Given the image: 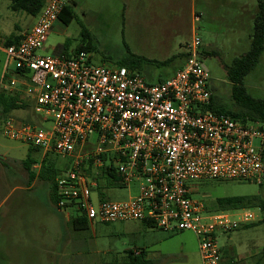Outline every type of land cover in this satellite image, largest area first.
<instances>
[{"label": "built area", "instance_id": "2783aa9c", "mask_svg": "<svg viewBox=\"0 0 264 264\" xmlns=\"http://www.w3.org/2000/svg\"><path fill=\"white\" fill-rule=\"evenodd\" d=\"M69 3L47 0L19 45L0 43L4 89L20 93L36 116L33 122L8 116L3 135L69 161L56 179L60 212L76 209L90 223L140 221L168 231H192L200 240L202 264H220L217 235L253 223L257 216L249 210L238 216L209 211L192 198L197 191L193 183L261 184L264 126L210 109L211 76L195 32L184 50V65L158 83L123 66L94 65L86 51L70 57L42 55ZM93 136L96 142L90 141ZM104 178L127 188L136 185L138 194L94 203V193L102 197L99 182Z\"/></svg>", "mask_w": 264, "mask_h": 264}, {"label": "rangeland", "instance_id": "374dc122", "mask_svg": "<svg viewBox=\"0 0 264 264\" xmlns=\"http://www.w3.org/2000/svg\"><path fill=\"white\" fill-rule=\"evenodd\" d=\"M69 4L73 21L69 25L61 21L54 24L46 43L49 50H42V55L73 56L89 46L86 52L94 65H118L130 54L148 61H165L184 51L195 32L209 53L204 62L211 87L225 109L234 108L225 66L250 50L257 0H70ZM36 20L12 11L9 0H0V43L4 45L12 33L29 32ZM3 62L0 53V78ZM183 65L184 60L162 67L145 62L141 74L158 83L171 78ZM244 86L253 97L264 99V54ZM22 100L26 102L24 97ZM10 115L26 122L36 117L32 107ZM1 127L2 120L0 264H202L200 240L192 231H168L140 221L77 224L82 213L72 208L58 211L50 183L38 177L32 182L24 165L28 158L36 161L33 171L38 175L45 158L55 161L62 172L69 161L55 153L44 156L42 151L11 140L3 135ZM90 141L96 142V137ZM37 165L40 168L35 169ZM193 184L197 191L192 198L211 212H220L217 201L227 197L260 196L264 202V181L210 180ZM100 193L101 198L92 195L94 203L125 201L136 196L138 189L136 185L127 188L114 184ZM244 210L254 212L257 220L231 234H218L221 255L228 244L238 243L247 251L255 249L254 241L264 245V207L259 202ZM231 212L238 216L242 210ZM142 251L145 255L137 258L136 252ZM244 264H264V254Z\"/></svg>", "mask_w": 264, "mask_h": 264}, {"label": "trees", "instance_id": "16d2710c", "mask_svg": "<svg viewBox=\"0 0 264 264\" xmlns=\"http://www.w3.org/2000/svg\"><path fill=\"white\" fill-rule=\"evenodd\" d=\"M10 9L14 12H23L27 15L38 17L42 12L43 8L46 5L47 0H9ZM258 12L254 20V29L251 36L250 50L247 51L242 56L235 58L230 66H225L228 80L232 84V100L234 103V108L225 109L221 105V102L215 94V89L212 87V98L210 109L217 113L229 114L237 119L243 121H252L260 123L264 126V99H257L253 97L244 86V81L247 76L255 70L257 65L260 63L261 58L264 54V0H257ZM74 19V12L71 5H67L62 13L59 16V21L69 25ZM23 40V35H17L12 33L4 41V46L9 47L12 45H19ZM89 46L81 48L77 53L81 51H88ZM76 53V54H77ZM205 56L209 55L208 52H204ZM65 55V54H64ZM75 55V54H74ZM68 56V55H67ZM211 56H213L211 54ZM70 57V56H68ZM187 54L182 51L178 55H174L171 58L165 61H148L144 58L130 54L127 60H124L118 66H123L129 68L133 71H137L141 74L142 65L145 62H152L158 67L167 66L177 60L185 62ZM148 82L153 83L146 79ZM166 80H160L163 82ZM23 97L18 92H10L6 89L0 90V120H2V125L4 120L10 116L13 111L29 108L27 101L22 100ZM2 129V127H1ZM36 149L39 153L40 149ZM49 156V154H47ZM36 161H33L31 158H28L25 161V169L29 172L31 181L35 178H39L42 181H47L50 183L53 193V199L58 201L57 192H56V179L63 172L60 171L56 162L45 158L42 161L39 174L36 175V172L33 171V167L36 164ZM64 171V170H63ZM114 182L118 180L116 175H111ZM100 189L106 188L110 185H114L113 181L106 178L100 180ZM264 207V202L260 196H236V197H227L222 198L217 201L218 207L221 211H234V210H244L252 207L254 204L259 203ZM58 209V208H57ZM59 210V209H58ZM76 223L79 225L87 224L88 221L84 217L76 219ZM149 226H153L151 223H147ZM264 253V250H263ZM138 257L145 255L144 251L135 254ZM137 264H144L143 261L138 262Z\"/></svg>", "mask_w": 264, "mask_h": 264}, {"label": "crops", "instance_id": "0c3cea01", "mask_svg": "<svg viewBox=\"0 0 264 264\" xmlns=\"http://www.w3.org/2000/svg\"><path fill=\"white\" fill-rule=\"evenodd\" d=\"M35 24H36V22L34 23V25ZM34 25L32 27H34ZM32 27H30L28 30H30ZM52 30H51V32H52ZM48 50H49V48H47V46H45V48L43 49L44 52H47ZM0 53H2V52H0ZM4 62H5V56H4ZM4 62H3V68H2L1 78H0V89L4 88V84L2 83V75L4 72ZM32 182H36V179L33 180ZM230 240L231 239L229 238V241ZM242 246H243V244H242ZM253 246L255 248L254 250H256V251H254V250H250V251L242 250V249H240L241 247L239 246L238 243L228 244V246H225L222 248V264H244L245 260H248V259H251L252 257L260 256V255L264 254L263 253L264 245H262V244L258 245V243L256 241H254ZM255 252H257V253L255 254Z\"/></svg>", "mask_w": 264, "mask_h": 264}]
</instances>
